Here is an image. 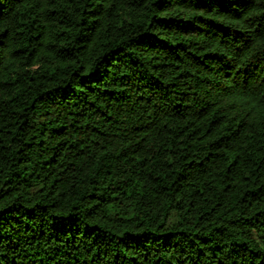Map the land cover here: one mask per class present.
Listing matches in <instances>:
<instances>
[{"label":"trees","instance_id":"obj_1","mask_svg":"<svg viewBox=\"0 0 264 264\" xmlns=\"http://www.w3.org/2000/svg\"><path fill=\"white\" fill-rule=\"evenodd\" d=\"M0 264H264V0H0Z\"/></svg>","mask_w":264,"mask_h":264}]
</instances>
